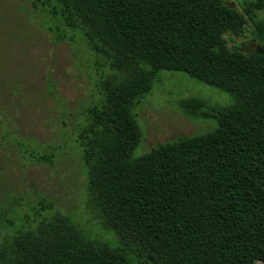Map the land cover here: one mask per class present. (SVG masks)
Returning a JSON list of instances; mask_svg holds the SVG:
<instances>
[{"label":"trees","instance_id":"16d2710c","mask_svg":"<svg viewBox=\"0 0 264 264\" xmlns=\"http://www.w3.org/2000/svg\"><path fill=\"white\" fill-rule=\"evenodd\" d=\"M39 1L111 70L75 140L87 205L117 241L91 238L56 214L0 245V264H264V50L227 40L251 20L264 41V0ZM161 70L183 71L233 102L181 98L186 115L218 126L134 157L135 107Z\"/></svg>","mask_w":264,"mask_h":264},{"label":"rangeland","instance_id":"374dc122","mask_svg":"<svg viewBox=\"0 0 264 264\" xmlns=\"http://www.w3.org/2000/svg\"><path fill=\"white\" fill-rule=\"evenodd\" d=\"M51 8L39 0H0V245L56 214L87 236L115 244L114 232L87 205V172L75 140L89 107L99 102L100 78L111 70ZM254 27L249 20L242 35L227 36L228 45L264 50ZM187 96L233 102L230 93L183 71L161 70L135 107L142 137L134 157L181 134L218 126L216 119L186 115L178 101Z\"/></svg>","mask_w":264,"mask_h":264}]
</instances>
